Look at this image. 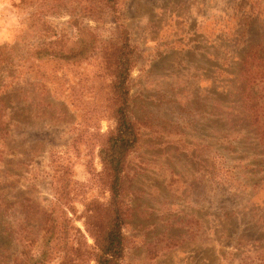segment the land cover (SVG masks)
<instances>
[{
  "label": "rangeland",
  "instance_id": "rangeland-1",
  "mask_svg": "<svg viewBox=\"0 0 264 264\" xmlns=\"http://www.w3.org/2000/svg\"><path fill=\"white\" fill-rule=\"evenodd\" d=\"M14 1L0 0L11 22L0 33V264L37 243L50 214L69 243L55 241L46 264L63 251L96 264L93 235L113 204L99 150L115 127L125 36L138 140L116 203L120 263L264 264V78L242 74L251 55L264 63V0ZM83 38L84 57L32 54Z\"/></svg>",
  "mask_w": 264,
  "mask_h": 264
},
{
  "label": "trees",
  "instance_id": "trees-1",
  "mask_svg": "<svg viewBox=\"0 0 264 264\" xmlns=\"http://www.w3.org/2000/svg\"><path fill=\"white\" fill-rule=\"evenodd\" d=\"M51 1L53 0H48L50 4H52ZM85 38L81 40L82 45L80 48H70L65 51L40 46L32 49V54L36 58L67 61L84 57L93 48V40L85 42ZM124 40L116 52V59L113 63L114 78L111 81L112 97L117 102L113 111L115 127L99 150L100 159L110 175V192L113 204H111L112 215L109 217L105 229L103 231L102 229H97V233L93 235L95 242L93 249L95 251L90 253H93L96 264H121L120 261L125 248L124 234L121 230L122 219L116 203L120 197V180L127 155L134 149L138 138L135 123L129 116L128 79L132 65V51L127 36H125ZM251 54H258V52L253 51ZM261 60V58H256L254 55L245 59L242 74L247 79L246 81L249 82L251 78L255 77L264 78L261 73L264 70V63ZM61 227L64 228V225L59 224L50 214L41 228L42 234L38 238L37 243H30L32 245L29 248L26 246L25 248L27 249L19 254L13 264H46L52 258V244L55 241L61 239L64 246L69 243V235L66 231L62 235H58L57 231ZM101 231L102 233L99 234ZM84 253L86 251H63L61 264H79L84 258Z\"/></svg>",
  "mask_w": 264,
  "mask_h": 264
},
{
  "label": "crops",
  "instance_id": "crops-1",
  "mask_svg": "<svg viewBox=\"0 0 264 264\" xmlns=\"http://www.w3.org/2000/svg\"><path fill=\"white\" fill-rule=\"evenodd\" d=\"M10 25H11V22H10L9 13H7L5 15V13L0 11V33H1V36L3 35L4 29H7V27ZM1 36H0V38H1Z\"/></svg>",
  "mask_w": 264,
  "mask_h": 264
}]
</instances>
